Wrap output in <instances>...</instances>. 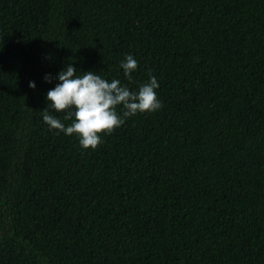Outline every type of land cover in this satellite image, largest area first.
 <instances>
[{"label": "trees", "instance_id": "1", "mask_svg": "<svg viewBox=\"0 0 264 264\" xmlns=\"http://www.w3.org/2000/svg\"><path fill=\"white\" fill-rule=\"evenodd\" d=\"M68 63L162 108L83 149ZM0 264H264V0H0Z\"/></svg>", "mask_w": 264, "mask_h": 264}, {"label": "clouds", "instance_id": "2", "mask_svg": "<svg viewBox=\"0 0 264 264\" xmlns=\"http://www.w3.org/2000/svg\"><path fill=\"white\" fill-rule=\"evenodd\" d=\"M137 67L138 61L131 54L120 62V68L129 80ZM148 76L147 82L140 84L137 91H132L119 79L109 81L93 71L77 75L76 68L68 63L57 74L59 83L46 94L48 104L41 111L43 122L50 130L67 136L75 134L83 149L95 150L103 143L101 136L110 135L125 123L126 118L162 108L156 92L158 80L151 72ZM45 80L51 82L50 74L45 76ZM29 87L35 89L36 85L30 81ZM49 106L57 113H65L63 120L70 123L66 126L61 119L50 114ZM117 107H122V113L117 112Z\"/></svg>", "mask_w": 264, "mask_h": 264}]
</instances>
